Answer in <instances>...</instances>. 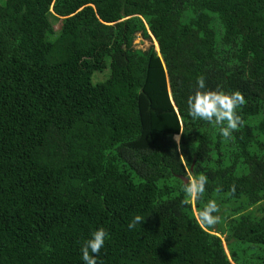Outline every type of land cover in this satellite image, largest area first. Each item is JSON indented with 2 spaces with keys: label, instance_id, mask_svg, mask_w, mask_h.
<instances>
[{
  "label": "trees",
  "instance_id": "obj_1",
  "mask_svg": "<svg viewBox=\"0 0 264 264\" xmlns=\"http://www.w3.org/2000/svg\"><path fill=\"white\" fill-rule=\"evenodd\" d=\"M200 75L244 95L230 139ZM100 227L98 264H264V0H0V264H84Z\"/></svg>",
  "mask_w": 264,
  "mask_h": 264
},
{
  "label": "clouds",
  "instance_id": "obj_2",
  "mask_svg": "<svg viewBox=\"0 0 264 264\" xmlns=\"http://www.w3.org/2000/svg\"><path fill=\"white\" fill-rule=\"evenodd\" d=\"M197 85L195 92L187 98L189 116L217 126L221 136L230 139L233 132L244 124L237 112V109L246 103L244 95L238 90L225 92L219 86L216 90H210L206 87V79L203 75L197 77ZM207 183L208 177L202 173L198 176L189 175L182 185L181 190L184 193L182 203L188 205L191 201L201 199ZM219 211L216 200L210 199L199 210L198 219L206 226H213L220 221V217L216 215ZM142 222V217L137 215L130 221L128 227L133 229ZM108 237L109 233L104 227L91 234V238L87 239L81 248L84 264H98L97 256Z\"/></svg>",
  "mask_w": 264,
  "mask_h": 264
},
{
  "label": "rangeland",
  "instance_id": "obj_3",
  "mask_svg": "<svg viewBox=\"0 0 264 264\" xmlns=\"http://www.w3.org/2000/svg\"><path fill=\"white\" fill-rule=\"evenodd\" d=\"M50 23L51 26L53 27V30L57 31L61 25V20L57 18H50ZM133 47L138 50H146L152 47L154 51H157L154 43H152L151 41L141 40L140 38L135 39V41L133 42ZM223 238H224L223 236L220 238L222 242H223Z\"/></svg>",
  "mask_w": 264,
  "mask_h": 264
},
{
  "label": "water",
  "instance_id": "obj_4",
  "mask_svg": "<svg viewBox=\"0 0 264 264\" xmlns=\"http://www.w3.org/2000/svg\"><path fill=\"white\" fill-rule=\"evenodd\" d=\"M180 180H181L182 183L186 182L185 178H180Z\"/></svg>",
  "mask_w": 264,
  "mask_h": 264
}]
</instances>
